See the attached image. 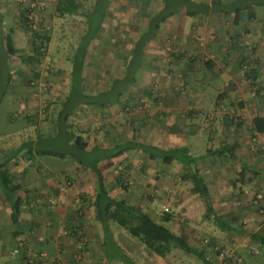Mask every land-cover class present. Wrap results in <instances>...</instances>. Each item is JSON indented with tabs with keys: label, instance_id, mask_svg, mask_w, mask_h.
<instances>
[{
	"label": "rangeland",
	"instance_id": "obj_1",
	"mask_svg": "<svg viewBox=\"0 0 264 264\" xmlns=\"http://www.w3.org/2000/svg\"><path fill=\"white\" fill-rule=\"evenodd\" d=\"M14 1L18 10L19 3L25 4V1L19 3L18 0ZM93 1L76 0L83 11L91 8ZM236 1L234 3L239 4L240 0ZM159 3V0L111 1L99 36L87 46L82 73L83 88L87 93H96L109 85V78L120 69L124 54L132 49L140 29L145 27L148 11L155 10ZM255 10L257 15L252 20L247 19L249 12L245 10L238 23L233 21L232 14L220 17L216 21L208 17L204 21L192 22L190 32L196 41L195 47L199 57L195 62L185 59L186 47L182 42L183 34H180V29L177 31L170 28L173 21L182 26L179 19L184 14L174 15L175 17L160 29L159 35L149 42L138 80L121 98V103L112 102L105 109L79 107L70 117V121L77 130L85 132L92 144L99 145H112L116 140L126 138L160 147L182 143L187 138L183 132L177 134L178 139H171L172 134H168L167 127L174 122L175 126H181L186 130L196 125L200 128L204 125L211 130L221 128L215 134L212 132V137L216 138L215 140L211 138L208 142L204 140L202 130L194 132L196 156L202 153L204 146L210 142L215 147L224 143L237 146L239 142L247 146V154L198 159L197 167L201 175L205 171L206 179L214 186L213 194L216 191L224 192L225 187H232V192L237 191L233 186L235 183L229 179L231 175L238 176L237 173L242 171L244 180L245 178L250 180L248 178L252 176L253 186L247 196L249 206L244 208V211L249 209L245 215L247 223L251 226L245 224L247 226L245 230H256L257 233L264 234V135L254 134L249 128L255 114L264 115V9L256 6ZM13 12L16 16L15 9ZM36 19L46 26L50 36L45 52L38 56V61H23L19 58L20 55L32 56L35 53L33 45L29 42L32 28H25L22 22L23 36L19 39L23 38V44L28 39L29 43L21 46L17 54L11 55L10 60L2 62V74H6V70L11 73L3 105L0 107V154L1 151L19 145L28 136L35 137L39 133L45 136L46 131L54 129V106L71 88L72 82L68 71V64L71 63L68 59L85 31V18L59 15L55 11L54 0H45L43 8L37 12ZM176 24L174 29L177 27ZM199 26L207 28L205 35L197 33ZM207 42H212V45L208 46ZM212 52L216 53L215 62L209 60ZM206 61L213 62L215 66L205 72ZM187 63L193 64V67ZM252 70L254 78L248 75ZM34 71L39 72L37 78L33 77ZM229 82H233L236 88L228 96L221 97ZM192 100L197 102L196 104L201 101L206 104L200 108H193ZM219 103L221 104L218 105ZM168 107L172 109L173 114ZM192 109L197 113L194 123L193 116L188 119L180 115L184 114V111H188L186 115H192ZM31 112L35 115L28 120L25 116ZM161 119L168 120V123L162 124ZM224 131L226 133H223ZM187 136L191 143V135ZM217 136H225V139L221 140ZM253 137H256L254 146ZM51 158L54 161V157H46ZM114 161V166L105 171L107 185L111 186L113 197H123L133 206L148 211L157 219L167 208L168 212L174 214L169 227L176 234L183 235L190 244L204 249L213 264H231L236 258L241 259L239 264H264V244L253 239L250 244L244 242L242 246L235 247L233 240L227 238V234L221 231L220 225L213 217L209 219L202 215L200 219H193L191 215L186 216L189 211L188 202L197 200H193L192 183L182 180L183 169L180 164L166 165L161 160H150L135 149L126 151ZM12 162H10L13 165L12 170L16 171V174H19L21 166L27 164V161L23 162L20 158L19 162ZM47 163L52 164L48 161ZM39 165L42 164L33 162V166ZM249 170L256 175L249 174ZM85 174L87 175L83 178L82 185L88 192L74 188V184L70 182L71 173L62 179V182L70 186L67 187V192L63 190L64 197H71L68 199L70 204L58 202L54 197L45 195L47 191L40 195L43 198L42 205L44 203L46 205L45 207L40 205V208L37 206L35 211H39L40 216L46 215L47 209H54L59 204L58 208L62 210L60 213L72 217L69 222L62 224L59 235L54 238L55 242L52 241L54 251H46V254L49 259L57 258L66 264H116V261L103 255L101 248L103 232L93 217L92 209L94 181L91 174L87 172ZM119 174H122L127 190L114 186V180ZM225 178L230 180L227 186H223ZM28 183L29 187L33 184ZM28 191L29 188L24 187L21 192L23 198L28 196ZM217 198L215 197L216 202ZM199 207L200 204L196 202L194 209ZM111 228L115 240L139 264H204L202 260L180 248H175L168 256L160 258L146 249L139 239L131 236L124 228L115 223L111 224ZM31 231L27 229L20 232L15 238V243L16 245L22 243L21 251L26 250L35 255L33 243L41 237ZM213 235L215 246L211 248L208 247V238ZM243 238L247 241L248 236L244 234ZM9 247L8 243L0 244V264H26L21 252L12 255L10 251L14 247L10 249Z\"/></svg>",
	"mask_w": 264,
	"mask_h": 264
},
{
	"label": "trees",
	"instance_id": "obj_2",
	"mask_svg": "<svg viewBox=\"0 0 264 264\" xmlns=\"http://www.w3.org/2000/svg\"><path fill=\"white\" fill-rule=\"evenodd\" d=\"M112 0H96L94 9L83 12L86 22V28L80 36L78 44L71 56V88L64 98L57 101L54 106L55 128L43 133L37 134L35 137H26L19 145L0 154V192L4 194L11 205V219L15 223L19 214V205L21 198L20 192L24 190L25 182L19 178L18 174L11 172L9 163L13 158H20L34 161L38 156H49L60 160L72 158L78 163V168L90 172L94 179L93 190L94 198V218L100 224L103 232V241L101 248L103 255L113 261L122 264H139L132 256L125 251L123 247L115 240L111 228V224L115 223L124 228L131 236L136 237L151 253L160 258L168 256L175 248H180L184 252L193 254L204 264H213L206 256L204 249L190 244L181 234H176L169 224L174 219V214L164 210L159 219L155 218L151 213L143 209L137 208L129 203L125 198L113 197L111 194V186L107 185L105 171L114 166V159L123 155L128 150H139L145 154L150 160H161L166 165L178 163L182 166V180L192 183V193H196L202 199L206 208L205 215L213 217L222 228L232 229L236 232L243 231L242 225L235 216H223L216 213L210 200V194L204 183L203 177L200 175L197 167V160L204 157L193 155L188 146L160 147L158 145L136 141L132 138L116 140L111 144H92L84 131L77 130L76 126L70 121V117L75 114L80 105H89L99 109H105L112 102L121 103V98L131 89L140 73L144 61L146 59V48L150 41L154 40L160 32L162 23L165 20L183 9L186 15L196 16L201 14L223 13L224 15L232 14L233 21L238 23L241 21L243 12L248 11L247 19L252 20L257 11L254 7L261 6L264 9V0H240L239 4H235L236 0H159L160 3L155 10L148 11V17L145 27L140 29L131 50L124 54L123 62L117 73L109 78V85L99 91L86 93L83 88V68L85 63V55L87 46L92 39L99 36L102 28L104 17L107 15V8ZM238 1V0H237ZM236 1V2H237ZM17 3H19L17 1ZM55 11L59 15L79 14V8L76 0H54ZM1 6V4H0ZM18 17L23 22V26L28 27L29 20L25 18L28 7L22 2L18 4ZM2 14L0 12V22ZM38 29L31 31L32 45L35 53L29 56H19L23 61L36 60L38 56L45 52L46 44L50 41L46 26L41 21L38 22ZM29 28V27H28ZM9 55H15L18 50L14 48L10 40H7L4 46ZM245 59V58H244ZM242 60V59H241ZM244 61V60H243ZM204 66L212 70L214 63L206 61ZM2 62L0 61V107L4 94L9 86V70L6 74H2ZM253 70L248 74L251 78ZM33 77L39 76L38 71L32 72ZM252 74V75H251ZM233 82H229L221 97H226L235 89ZM60 101V102H59ZM60 107V108H59ZM59 109V110H58ZM35 113H30L26 118L32 117ZM249 128L254 134L264 135V115L255 114L250 123ZM43 135V136H42ZM117 138V137H115ZM237 146L223 144L215 149L208 148L206 153L213 157H220L224 154L233 156V151ZM29 153L30 155H26ZM244 167V166H243ZM246 169V167H244ZM242 177V173H240ZM114 186L119 189L127 190L124 184L122 174H119L114 180ZM16 234V232H15ZM252 239L264 244V234L252 233ZM215 246L214 237L208 240V247ZM21 252V253H20ZM26 250L19 251L23 255L26 262ZM219 252V251H217ZM40 254V251L36 252ZM27 264V263H26Z\"/></svg>",
	"mask_w": 264,
	"mask_h": 264
},
{
	"label": "crops",
	"instance_id": "obj_3",
	"mask_svg": "<svg viewBox=\"0 0 264 264\" xmlns=\"http://www.w3.org/2000/svg\"><path fill=\"white\" fill-rule=\"evenodd\" d=\"M0 4H1L0 12L2 14V20L0 22V61L4 62L6 60H10V58H11V55H9L7 53V50L4 47L7 44V40L11 41V44L14 46V48L16 50H20L19 48L21 46H23L24 44H27L29 42L32 44V37H31V40L29 42H28V39L26 41H24V44L22 43L23 38L19 39L20 36H23V30H22L23 26H22V22L20 21L21 19L19 17L17 18V8L15 6V1L14 0H0ZM92 4L93 5L91 6V8L90 7L86 8L84 11L82 10V6L78 4V8H79L80 13L79 14H72V16H80L81 18L84 17L82 15L83 12L90 11V10L94 9V7L96 5V0H94ZM54 6H55V3H54ZM108 8H109V6H108ZM108 8H107V10H108ZM14 9L16 10V12H15L16 16L13 12ZM179 13L184 14L179 19V22L181 23L182 26H178V24H176L175 21H173L171 23L172 25L170 28H172L173 30H177V31L180 29V31H181L180 34H183L181 36L182 42L184 43V45L186 47L185 59L188 60L189 62H195L196 60H198L199 57L197 56V54H198L197 47H195L196 41L193 39V35L190 32L191 27L193 25L192 22H196L199 20L204 21V19H206L208 17L209 18L212 17L213 21L214 20L216 21L218 18L226 16V15H224L223 13H212V14L210 13V14H201V15L199 14L196 16H189V15L185 14V11L183 9L178 11V13H176L175 15H177ZM65 15H69V14H65ZM174 17L175 16L173 15V16L167 18L165 20V22L162 23L161 28L166 26L167 25L166 23ZM10 19L12 20V23L9 24ZM17 19H18V21H17ZM175 24L177 27L174 29ZM198 28H200V29H197V33L205 35V30L207 28L206 27L201 28L200 26ZM177 31H176V33H177ZM183 38L184 39L186 38V40H183ZM207 45L208 46L212 45V42H207ZM215 52H217V50ZM215 52L214 53L212 52V55L209 58V60H212L213 62H215L217 60V59H215V57H216ZM176 55L178 56L179 54L176 53ZM71 56H72V54L70 55V57L68 59V61H70V63H71ZM226 56H227V53H226L225 57ZM182 57L183 56H181V58ZM222 57H224V56L222 55ZM232 57H234V56H232ZM206 59H208V58H206ZM240 59H242V58L240 57ZM56 60H59V59H56ZM187 65L190 67H193V64L187 63ZM214 66H215V64H214ZM71 68H72V63L68 64V71H70L69 72L70 78H71ZM206 70L209 71V69H207L205 67V72H206ZM10 73L11 72L9 71V74ZM82 76H83V74H82ZM68 92H69V90H68ZM3 101H4V96H3V99L1 102V106L3 105ZM196 103L197 102L192 100L191 101V107L200 108L206 104L204 101H201V103H199V104H196ZM221 103H219L218 105H220ZM82 106H89V105H80L79 107H82ZM79 107H78V109H79ZM168 109H169L170 113L173 114L172 109L170 107H168ZM77 110H76V112H77ZM194 110L195 109H192V112H191L192 115L187 114L188 115L187 116L185 113H188V111H184L183 112L184 114H180V113L179 114L188 117V119H191L194 117L192 120V122L194 123V119L197 115V113H195ZM175 112H177V111H175ZM28 115H29V113L26 114L27 117H28ZM161 121H162V124L168 123V120H162L161 119ZM174 124H175V122L172 124H169V127H167L168 128L167 130L169 132L168 134L169 135L172 134L170 136V138L171 139H178L179 137L177 134H180V132H183L184 134H186L187 138L182 143H177V144H174L171 146L163 145V147H174V146L186 145V146H188L190 152L195 156H196V153H195V148H196L195 142L196 141L193 137L194 132H197L198 130L201 132V130H202L204 140H206L208 142V141H211V138L213 140H215L216 137H212L213 133L215 134V133H217V131L219 129H221V128L216 127V128H213L211 130L210 127H205L204 125H202L200 128L198 125H196V126H192V129L186 130V129L181 128V126H175ZM223 133H226V132L224 131ZM188 134H190L192 137L191 143H190L189 138L187 136ZM217 137L221 138V140L225 139V136H217ZM235 142H237V141H235ZM224 144L231 145L232 143H224ZM221 145H223V144H221ZM218 146H220V145H217V147ZM208 148L215 149L216 147L212 144V142H210L204 146V150L202 151V153H199V155H197V156L204 155V157L201 159H204L207 157H212V159L215 158L212 155L206 153V150ZM246 151L248 152L247 146H244L243 144H240L239 142H237V149L233 151V156L235 155V157H236L237 154H241V155L245 154L246 155L247 154ZM26 155L28 156L30 154L27 153ZM224 155H227L229 157V154H224ZM46 157H48V156H38V160H34V161H30L28 159L25 160V161H27V164L21 166V169L18 171L19 174L17 173L19 178L22 179L23 182H25V187L29 188V191L27 192L28 196L26 198H23V196L21 195V192L19 194V196L21 198V203L19 205V214L17 216V220L15 223H13L12 219H11V213H12L11 205H10L9 201L6 199V197L4 196V194H2L0 192V244L4 243V242H5V244L6 243L10 244L9 249L16 245L15 238L17 237L18 234H20V232L22 233V231H25L27 229H31L32 230L31 232L33 234H35L38 237H41V239H38L37 241H35L33 243V247H32L33 251L34 252H38V251L53 252L54 249L52 248V245H53V242H55L54 238L56 239L57 236L59 235L62 224L65 222H69L72 219V217H69L65 213L61 214L60 212H62V210L58 208L59 204L57 206H55L54 209H49V210L47 209L46 215L40 216V212L35 211V210H37V206H38V208H40V205L43 204V198H41L40 195L43 193V191H45V192L47 191V193L45 195L50 196V197H54L56 199V201L58 200V202L61 201L62 203L70 204V200H68V199L71 197L66 198V197H64L65 195L63 193V190H66V192H67L68 191L67 187H70V186H68L67 184L62 182L63 178H67L68 173H71V175H72V176L70 175L72 177L71 178L72 181H70V182L72 184H74V188H78V189H80V191L88 192L87 189H85V187H83L82 181H83V178L86 177L85 175H87V174H85V172H87L88 174H90V172H88L87 170L78 168V163L72 158H65L63 160L55 158V159H53L54 161H52V158L46 159ZM221 157H223V155H221ZM201 159H199V160H201ZM20 160L25 162L23 159H20ZM12 161L19 162V157L13 158L10 162L13 163ZM47 161L49 163L52 162V164L55 163V165L48 164ZM33 162H37V163L39 162L42 165L33 166ZM11 163H9V169L11 170V172L16 173V171L12 170L13 165ZM29 163H31V164H29ZM62 163H64L63 166L61 165ZM66 164H69V166H67ZM242 164H244V163H242ZM216 171L217 170H215V172ZM240 173H242V171ZM240 173L239 174L237 173L238 176L231 175V177H229V179H231V182L235 183V185H233V186L237 190L236 192H232V187H229V188L225 187L224 192L219 193L216 191V192H214V194L212 192V190L214 189V186H211V181L209 179H206L205 171L202 175L200 174L203 177L204 183L209 190L210 200H211V203L213 204V207H214V210L216 211V213L219 215H223V216H235V217H237L238 222L242 225V228L244 229L243 231L236 232L232 229L231 230L226 229V228L224 229L221 227V231L223 230L222 232L227 234V238L230 239L231 241L233 240L232 243L234 244L235 247L242 246V244L244 242L247 244H250L253 241V239L251 237L252 233H256V230H253V231L248 230V229L245 230V226H246L245 224H247V226H251L250 223H247L248 220L246 219V215H245V213H248L249 209L244 211V208H245V206H249L247 196H248L249 189L253 186V183L251 181L252 176L250 178H248L250 180H247L246 178L244 180L243 175L241 177ZM251 173L254 176L256 175L255 172H253V171L251 172L249 170V174H251ZM91 178L94 181L93 177H91ZM209 178L212 180L211 176ZM237 178H238V181H237ZM229 181L230 180L225 178L223 180V182H224L223 186H227ZM28 182L33 183L31 187L28 186V184H29ZM215 183H217V182H215ZM230 186H232V185H230ZM213 195L215 197H218L217 202L215 201V197L213 198ZM192 196H194L193 200L196 199L197 204H200V207L194 209V205L196 204V202L195 201H193V202L189 201L188 205H187L188 206L187 208L189 209V211H187L186 216L191 215L193 217V219H196V218L200 219V217L202 215H205L206 208L202 202V199L199 197L198 194L193 193ZM94 198H95V196L92 198L93 202H94ZM42 206L45 207L46 206L45 203ZM92 206H93L92 209H94V205H92ZM10 229H11L12 233H10ZM15 232H16V234H15ZM211 234H214V233H211ZM244 234H246L248 236L247 241H246V238H243ZM46 237L48 239H46ZM212 237H214V239H215V236L213 235V236H210L208 238V240H210V238H212ZM249 237H250V239H249ZM2 253H4V252L2 251ZM7 264H9V263H7ZM116 264H122V263L116 262Z\"/></svg>",
	"mask_w": 264,
	"mask_h": 264
},
{
	"label": "built area",
	"instance_id": "obj_4",
	"mask_svg": "<svg viewBox=\"0 0 264 264\" xmlns=\"http://www.w3.org/2000/svg\"><path fill=\"white\" fill-rule=\"evenodd\" d=\"M25 1V4L28 7V12L25 13V18L29 20L28 27L32 29H38V20L37 18V12L39 9L43 8L45 0H18ZM256 142V137L252 138V145L254 146ZM167 208H165L166 210ZM23 245L22 243H18L16 247L13 248L12 251H10V254L15 255L19 253L20 250H22ZM26 262L27 264H66L63 261H59L57 258L49 259V256L46 254V252H40V254H30V252H26ZM241 262L240 258H236L233 263L231 264H239Z\"/></svg>",
	"mask_w": 264,
	"mask_h": 264
}]
</instances>
